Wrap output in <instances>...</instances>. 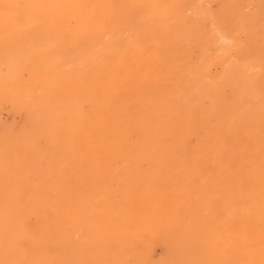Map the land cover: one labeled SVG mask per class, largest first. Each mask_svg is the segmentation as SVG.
<instances>
[{"label": "bare ground", "instance_id": "1", "mask_svg": "<svg viewBox=\"0 0 264 264\" xmlns=\"http://www.w3.org/2000/svg\"><path fill=\"white\" fill-rule=\"evenodd\" d=\"M207 20L264 88V0H0V264H264L261 134L166 96Z\"/></svg>", "mask_w": 264, "mask_h": 264}, {"label": "rangeland", "instance_id": "2", "mask_svg": "<svg viewBox=\"0 0 264 264\" xmlns=\"http://www.w3.org/2000/svg\"><path fill=\"white\" fill-rule=\"evenodd\" d=\"M212 9L214 10L215 6ZM211 24L210 20L204 23L206 31L209 33L206 40L203 41L204 37L201 39L199 34H197L195 41L189 46L191 70L181 76L177 88H172L171 91L167 92L166 96L169 99L180 100L186 109L191 105L199 107L205 113L206 121L210 125H216V127L222 123L221 116L227 115L230 123L229 127L235 136L240 128H243L244 131H251L254 134H261L257 143L263 151V153L258 154L263 157L264 88L262 86L253 87L250 78L251 74L256 71L260 72L261 67L254 68L250 64L249 56L244 54L237 56L231 36H224ZM225 39L228 40L226 41ZM240 39L245 41L246 36L241 35ZM260 125H263L261 127V132L263 133L258 132ZM238 143L237 147H241L242 142L238 141ZM196 147L198 152L204 153L209 159H212L213 154H215V149L203 142L197 144ZM244 153L246 152L243 151L242 155ZM245 155L248 154L246 153ZM262 161H264V158ZM134 166L140 167L144 174L155 168L153 164H138ZM199 167L202 170L197 176L200 184L209 183L216 192V197L213 199L215 204L212 202V205L207 210L208 212L204 210L201 213L203 216L207 214L217 216L221 205V194H223L225 188L223 179L225 170L212 162L211 165L205 164ZM189 177L190 175H182V184L186 185ZM186 199L182 197L181 200L185 201ZM215 222L213 221V227L217 226ZM162 250H164L162 247L155 246L151 250L152 259L150 258L148 263L168 264V256H166L165 250L164 252ZM128 264H137V262L130 260ZM214 264L218 263L214 262Z\"/></svg>", "mask_w": 264, "mask_h": 264}]
</instances>
